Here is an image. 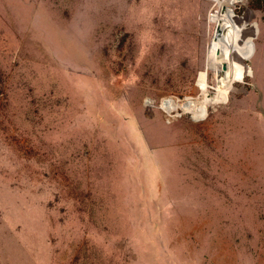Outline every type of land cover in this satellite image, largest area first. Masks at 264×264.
<instances>
[{"label":"rangeland","instance_id":"obj_1","mask_svg":"<svg viewBox=\"0 0 264 264\" xmlns=\"http://www.w3.org/2000/svg\"><path fill=\"white\" fill-rule=\"evenodd\" d=\"M215 1L0 0V264H264V23L218 92Z\"/></svg>","mask_w":264,"mask_h":264},{"label":"trees","instance_id":"obj_2","mask_svg":"<svg viewBox=\"0 0 264 264\" xmlns=\"http://www.w3.org/2000/svg\"><path fill=\"white\" fill-rule=\"evenodd\" d=\"M248 7L260 10L264 20V0H248ZM243 5L230 4V24L234 35L223 47L218 50L219 61L225 70H230L229 88L233 83L243 82L249 77V66L246 60L245 51L250 42L251 29L244 23L243 16L236 14L237 7ZM245 89H247V83Z\"/></svg>","mask_w":264,"mask_h":264},{"label":"crops","instance_id":"obj_3","mask_svg":"<svg viewBox=\"0 0 264 264\" xmlns=\"http://www.w3.org/2000/svg\"><path fill=\"white\" fill-rule=\"evenodd\" d=\"M247 1L248 0H244V1L238 2V3L237 2L236 3L233 2V3L237 4V5L245 6ZM214 3L215 4L210 8L211 11L209 10V12H208V14H210V16L208 18V21H209V23H211L213 25V30H212V33H211V36H210V40L212 42H208V47L209 46L211 47L212 52H211V54H209V52L205 53V59H204V63H203L205 69L207 68V70L209 69V67L207 66V64L209 63L208 56H210V58H212L213 60L216 59V61L218 62V59H219L218 50L220 48L218 41H219V38L222 35V32H223L224 27L226 25V22L230 21V19L228 18V14H229V11H230V4L231 3L226 4V5L222 4V3L216 5V1ZM243 20H244V23L247 26H249L250 29H251L250 42H249L248 48L245 51L246 60L248 61L249 52H250L252 41L254 40L255 36H258L260 25L263 24L264 22L257 23V24L256 23H252V24L248 25V23H247L248 22V17L245 16V15L243 16ZM213 47H216V48H213ZM210 70H213L211 73H214L215 69H213L211 67ZM248 70H249V76H250V67H249ZM206 76L208 77V73L206 74Z\"/></svg>","mask_w":264,"mask_h":264},{"label":"built area","instance_id":"obj_4","mask_svg":"<svg viewBox=\"0 0 264 264\" xmlns=\"http://www.w3.org/2000/svg\"><path fill=\"white\" fill-rule=\"evenodd\" d=\"M174 100L178 102L180 101L170 95L161 96L157 100L152 99L150 97H144L141 101V105L144 110H151V109L158 110L162 118L166 122H168L172 120L173 118L179 117L181 114H183L180 108H175V109L172 108V102ZM174 115H177V116L175 117Z\"/></svg>","mask_w":264,"mask_h":264},{"label":"bare ground","instance_id":"obj_5","mask_svg":"<svg viewBox=\"0 0 264 264\" xmlns=\"http://www.w3.org/2000/svg\"><path fill=\"white\" fill-rule=\"evenodd\" d=\"M228 18L230 19V11L228 14ZM234 35L232 26L230 24V22H227L224 30L222 32L221 37L219 38V46L223 47L229 40L232 39ZM231 71L230 70H226L224 71L223 77L225 79V81L222 83V85H219V87L217 88L218 92H227L230 91L229 88V77H230ZM207 110V105H191V106H187L186 107V111L191 114V117H200L205 111Z\"/></svg>","mask_w":264,"mask_h":264}]
</instances>
